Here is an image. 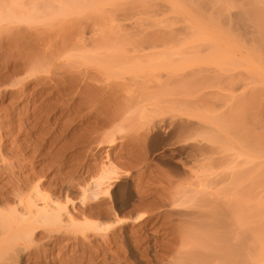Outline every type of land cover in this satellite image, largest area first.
Masks as SVG:
<instances>
[{
    "label": "rangeland",
    "instance_id": "rangeland-1",
    "mask_svg": "<svg viewBox=\"0 0 264 264\" xmlns=\"http://www.w3.org/2000/svg\"><path fill=\"white\" fill-rule=\"evenodd\" d=\"M39 1L41 2V1H45V0H39ZM39 1L33 2V4H32V2L30 0L31 6L35 5L34 3H38ZM50 1L46 0L45 2L50 3ZM65 1H67V0H65ZM104 1L107 3L109 0L108 1L104 0ZM131 1H134V0H131ZM171 1L170 0H166V1L165 0L164 1L163 0H154L151 2L156 4L155 8H153L155 13L156 14L158 13V15H161V14L163 15V12H165V14L167 13L168 7L170 6V3H168V2H171ZM236 1L237 2L239 1V2L238 3L236 2V4L233 3L234 6L235 5L236 6H240V5L242 6L241 2H243L244 0L243 1L242 0H236ZM245 1L249 2L250 8L253 7V9H254L253 10L254 15L252 14L253 15L252 21H254L255 24H253L254 25V27L252 26L253 28L251 27L252 28L251 29L252 34H248L249 36H246V35L243 36L242 33H240L242 36L241 37L240 36L235 37V38L234 37L233 38H231V37L230 38H221V37H215V36L213 37V36H208V35L201 36V33L198 34L200 36H197V35L193 36V34L191 35V33H193V27L190 24H189L190 26L188 24H180V25L178 24V25H175L176 27L175 26L172 27L173 29L169 28V29H172V32H171L172 38L170 36L169 37L165 36V38H164V36L162 37L161 35H160L161 37L157 36L158 38L157 37L143 38V37L134 36V34H137V32H141V31L146 34V33H150V32H152V33L157 32L159 30L160 31L166 30L169 32V30H168V28H157V27L152 26L151 24H150L151 25L150 26L147 23L140 25V24L136 23V21L134 20V17H129L131 15L127 12L123 13V15H125L127 17H125V18L123 17V18H121V20H119V18L114 19L112 16H109L108 13L106 15L105 11H108L110 9V7H109L110 5L108 6V3L105 4L103 1L100 2L101 6L97 7L96 6L97 4H95L93 6V8L96 7L95 10L93 8H91L89 10L87 9L88 11L87 10L85 11L86 13L82 16L83 17L82 18L77 14L74 16V11L72 9H71L72 11H70V6L67 5L66 2L64 3L62 0V3H64L63 7L66 6V8L62 7L63 10H65L62 13V15L64 17L59 15L58 17H60V18L57 17L58 18L57 19L55 17L57 21L56 20L54 21L53 20L54 17H53V19H50L52 16L51 17L49 16L43 20L44 22H39V20H37V22H39V25H38V23L32 21V24H30V25H32L34 30L37 29L35 31L37 33H41L42 29H43V32H45V33L49 32V31H50L49 33H52V32L54 33L56 29H59L62 33L65 32L66 29L71 30V31L74 30L73 32H76L73 34L71 32V34L69 36L72 38L75 36L74 41H73L74 38L72 39V38L67 37V35L70 33V31L69 32L66 31V32H68L67 35L63 33L68 38L67 39L68 43L70 41L69 39L72 40L69 43L72 46L69 44L67 45L66 37L63 34L60 35V38L58 37L61 40V43H63V41H64L63 44H65V45L62 44L63 49H62V52H60V54L57 56L58 62L55 66V68L57 69L56 72L59 74L58 77L62 78L61 82H62V80L64 81L63 78L66 77L65 75H69V74L78 75V76L81 74V76H79V79L82 77V75H86L87 77L90 76V77H88L90 79H92V77L94 79L98 78L97 79L98 81H100L102 79L105 82L106 86L109 83L113 84V85H111V88H112L111 91H113L112 92V95H113L112 101H114V102L116 101L119 103V104L116 103V105H119V107H120V103H122V104L124 103L125 105H123V107L121 105V108H123V109L126 108L125 112L128 109H130L132 104L134 106H133V108L131 107V110H129V112L125 113V115H127V113H128V116L125 117V120L126 121L128 120L127 122L124 121L123 123H121V120L118 121L119 123L117 122V124H119V125L126 126V127L123 126V128L120 127L123 129V131H122V129L118 130V131L116 130V128L114 127L117 125L116 123H113L116 125L110 124L107 127L103 126V125H99L96 127L95 126L96 124H91V123H93V121L96 122V120L93 119L94 118L93 116L95 115L96 110L90 109V111H89V110L85 109L88 106L87 107L85 106V108L83 107L84 111H83V109L81 110V112L78 111L79 112L78 115L72 114V113L68 114V113H70L68 111L69 110L68 105L71 104L70 103L71 101H73V100L69 101L68 97H65L66 99H64V94H68V91H65L63 93V95H61L62 93L60 94L63 97V99H60V98H62L60 95L53 97L52 92L54 91V89L51 88L54 85V83L52 81H53V78L55 77L54 76V70L51 71V69H53L52 68L53 65H51L52 67L51 66L48 67V69L46 67V69L48 70V74L46 72V69H44L45 71L43 70V72H46V73L41 72L42 74L39 73L40 74L39 75L37 72V74H35V76H31V74H29V73H31V67L27 66L28 67V69H26L27 72L22 67L24 70L22 68H19L20 70H22L20 72V70L17 69L19 71L16 70L15 73L13 74L14 76L11 74V77L7 78V80L3 77L6 81V84L4 85V83H3L2 84L3 88L1 86L2 89H0V93H1L0 94V115H1L0 116L1 117L0 118V123H1L0 124V145H1L0 146V152H2V153H0V199L11 198L9 200H12V198H15V197H12V194L14 195V193H11V192L14 191V189L17 186L16 180L14 179V178L17 179V176H19L17 181L21 180L20 179L21 176L23 177L22 179H26L29 176L32 177V178L30 177L31 180L29 179V182L27 181L28 183L25 181L27 183L26 185H29V186L23 185V182H19V184L23 186V187L21 186L22 189H24L25 188L24 186H26L27 189L25 188L23 191L27 194L33 188L32 184H34L35 182H38V180H41L40 184L42 185V189L45 190L46 192L47 191L53 192L54 188L56 189V187L58 189L60 188L61 191H62V189H64V191H67L69 186H74V185L76 186L78 183H82L85 181L89 182L91 180V178L94 177V175L95 176L98 175L99 170L103 165H105V164L109 165L111 162L115 166L117 165L123 173L129 174V175H127L128 178L126 177L127 180L125 179L126 181H123V182H125V183H123V185L127 186V188H128L130 200H129L128 204L124 207L125 210L123 208V213L120 215L124 221H127V223L124 225L116 226L115 228H112V229L110 228L109 231L106 232L107 235H105V234H104L105 236L103 235L104 237L107 236L106 239L102 238L101 235H100L101 237L97 236L96 233L93 231H85L86 235H88L91 240L96 242V243H93L92 245H88V246H87L88 243L86 241H85L86 243L84 242V244H83L82 241H84V238L82 237L83 236L82 233L80 234L79 231H78L79 233H77V234L74 232H68L67 235L63 234V232L60 233V234L65 235L64 237H66L67 239L62 237L61 241L56 244V243H53V241L58 237L59 233L58 234L57 233H48L46 230L40 229L39 233H37L36 236L34 237L35 242L33 243V245L29 244L30 246H24L26 244L22 245V244H19V243H21V242H19L15 245V247H7L4 245L5 242H8L6 240L2 244L5 247H0V264H2V261H4L2 259L4 257H5L4 259H6V260L3 262V264H5L6 262H7V264H47V263L48 264H58V262H60L62 260H63L62 264H64V263L69 264V262H68L69 259L72 260L71 256H75V254H76V256L73 258L74 263L85 262V264H88L86 262L87 261L86 259H89L87 257L91 254V251H93V249L89 248L91 246L92 247H98V248L102 247L103 249H105V254L108 253V254H106V255H108V257H110V256L115 257V255H117V256L121 257L120 258L121 261H122V259H124V261L126 260L125 262L127 264H175V263L182 264L183 262H184L183 264H190V263L192 264V262L188 260V258H190L189 257L190 255L192 257L193 254L196 255V252H198L199 254H201L202 252L208 253L207 249H206V251H203V250H205V248H202V251L200 250L201 247L198 249V247H199L198 243H196L197 247H193L195 245L194 243L198 242L195 239H194V241H195L194 243H193V241H191L192 242L191 243L189 240H188L189 243H186V242H188L187 241L188 237L187 238L185 237L184 239L186 241L183 243L182 242V241H184L183 238L180 236V239H179L178 234L183 232L182 229L186 228V231H187L190 228L189 231H191V229H193L194 227H196L194 229V232L197 233V229H199V228H197V226H195L194 224L195 223H196V225H200V224H198L199 219L196 218L197 214L195 212H202L203 211V213H202L203 215H207V214L209 215L210 213H207V212H211V210L213 209V206L218 207L217 206L218 202H219L220 206L218 207V209H215V211H217V210L218 211L217 212L212 211V213L214 214V217L213 216L211 217V215H209V216H207L208 219L204 220V219H202V217H200V214L198 213L200 219H202L201 221H205L206 223H211L212 219L210 222H208L210 217L214 219L215 217H217V214H215V213H219V212L222 213L221 215L223 216L224 212H221L223 210L225 212L227 211L225 213V214H227V216L229 215L230 212L228 211V209H229L230 205H227L228 204L227 201L230 203L232 201V199H231V201L229 200L231 198V193L229 194V192H228L229 189H226V188H228V187L232 188L231 187L232 185H230V184H233V181L232 182H230V181L233 178L232 176L235 174L234 172L237 171V167H235L233 164H235L237 166V163L239 161H243L246 159L245 158V159H241L238 161V159H240L239 155L240 154L243 155V153H242L243 151H244V153L246 151L248 152V150H249L248 148L251 145L250 141H252V140L249 141V139H248V136H250L249 133L250 132L251 133L256 132L257 134H259V133L264 132L263 131L264 130V128H263V126H264V47H263L264 45L263 44L264 43L262 44V42H264V39H263V37H264V22H263L264 21V19H263L264 18L263 17L264 16L263 15V13H264V6H263L264 0H245ZM98 5H100V4H98ZM256 5H258V7ZM67 7L69 8V11L71 13H73L72 17H71L70 12H69L70 15H68V16L66 15V10L68 12ZM254 7H257V8H254ZM126 8L127 7H125V9ZM262 8H263V11L262 10L260 11V9H262ZM239 9H235L232 11H233V13H235V12L239 13V11H241L242 8H239ZM245 9H246V6H245ZM104 12H105V14H104ZM93 15H94V17H95V15L96 16L99 15L103 20V21L101 20L102 24L106 25L108 23L106 26V29H108V30H106V32L108 31L107 33L110 34V35H108L109 38L106 39V38L100 36L101 35L100 34L101 32H99L100 30L98 28H96L95 26H93V23L90 20V18L93 17ZM78 18H79V20H78ZM105 19L108 21H106ZM113 19H114V21H112ZM242 20L243 19H241V21ZM261 20H262V22H261ZM75 21H77V24H75ZM104 21H106V22H104ZM78 23H80V25L84 24V27L83 26L78 27V29L81 28L83 30V33L81 30H79L80 32H78V34L79 35L81 34L80 36L77 35L78 29L76 28L77 29L76 30L74 28V25L78 26ZM239 23L240 22L238 21L237 24H239ZM71 24H74L73 27ZM148 26H150V28ZM38 27L41 28V31H38L39 30ZM63 27L64 28L66 27L65 30ZM238 27L240 28V29L238 28L240 30L239 32H243L244 27H240V26H238ZM144 28H146L145 31H144ZM200 29L197 28L198 31ZM203 29H205V30H203ZM206 29H207V31H206ZM241 29H242V31H241ZM94 30L95 31L98 30L100 35L98 33H96ZM113 30H114V32H113ZM179 30H180V32H179ZM197 30H195L194 32H197ZM186 31H188V32H186ZM203 31H206V33H208V28L202 27V30L200 32L205 33ZM130 32H133L132 36H130L131 35ZM260 32H262V33H260ZM117 33H119L120 38L122 37L121 39H119V36L116 37ZM186 33H189V34H186ZM42 34H44V33H42ZM82 34L84 35V37ZM125 34H127V35H125ZM133 36H134V38H133ZM97 37H101V38H97ZM129 38H132V39H129ZM73 42L77 43V44L75 45ZM261 47H263V48H261ZM72 51H74V52H72ZM97 51H99V52L97 53ZM103 53H105V54L107 53V55H110L109 57H115L116 58L114 61L115 63H113L114 65L112 63H111L112 65H110V63H109V66L107 68L108 71L106 72L107 74H103L102 71H99L100 69H99L98 64H96V63H90L89 64V62H91V60H89V58H91V56L92 57L93 56L100 57V54L102 55ZM68 54L69 55L71 54V55L69 56ZM118 57L122 61L126 60L125 62H127V61L128 62L126 64L123 63L124 65H121L117 61V60L120 61V59H117ZM135 57H136V59H135ZM137 57H141V58H137ZM72 58H75V59H72ZM127 58H129V59L127 60ZM13 59L15 60V58H13ZM79 59H81V60H79ZM131 59L132 60L134 59L133 60L134 62L133 61L131 62ZM110 60H111L110 62L113 61L112 58H110ZM150 60H152V61H150ZM162 60L163 61L165 60L164 61L165 63H163ZM179 61H182V62L179 63ZM116 62L120 65L116 66ZM167 64H168L169 68H168V66H166ZM170 64H172V65H170ZM27 67L25 66V68H27ZM162 68H164V69L162 70ZM180 68H181V70L184 69L182 71L183 73H184V71H187L185 73H186V75L189 76V77L187 76L188 77L187 78V81H188L187 85L188 86L186 85V87H185L188 89H186L185 91H183L185 88L183 90L181 89L182 91L180 90V87H183V86L177 85L179 83L178 82L179 76L181 74L177 76L178 80L176 78H175V80L172 78L174 82L170 78L171 85L168 82V84H169L168 86L170 88L167 86V81H168L167 79H169L167 77H170L169 74L171 72H173V69L176 72V70H180ZM168 71H170V73L165 74V72H168ZM77 72H79V73H77ZM16 73H18V74H16ZM185 73H184V75H185ZM166 75H169V76L166 77ZM51 76H53V77H51ZM36 77H40L43 79L47 78V79H49V81L47 79H44V81L46 80L45 82L47 83V84H45V82H44V85H46V86L43 87V84H39V85H42V87L41 86L37 87L36 86L37 83L35 84L36 80H34ZM25 78H26V80H24ZM4 79H2L3 82H5ZM8 79H9V81H8ZM81 79H83V77ZM160 79H161V81H160ZM50 80H52V81L50 82ZM80 80H79L78 86L84 87V84L80 83ZM102 80L100 82H102ZM83 81H86V80H83ZM146 81H148V82H146ZM175 81H177V82H175ZM15 82H16V84H15ZM104 82H102L103 83L102 87H104ZM90 83H92V82L90 81ZM94 83L97 84V82H94ZM102 83L98 82L97 87H99V85H101ZM139 83L142 84V86L144 84H145V86L146 85L147 86L148 85L149 86H157L159 84L160 85L163 84V86H165V88H163V92L165 93L167 90L168 91L166 92L167 94L166 93L163 94L165 96L161 95L163 97H161L159 95V101H160L159 104H161V105L163 104L166 107V106H168L167 103L168 104L172 103L174 105V107H176V109H178V110H175L176 112L178 111L177 114H176V112H174L172 107H171L172 111L168 110L169 108L164 109V112L166 114L163 113V115L166 116L168 114L169 116L167 115V118H169L170 115L173 116V114H169L168 111L173 112L174 116L177 117L175 119L173 118L174 119L173 122L176 120L174 123H176L177 125L179 123V125H178L179 127L182 125V122L185 125H188L190 121L193 123L199 124V118H200V119H202L201 125L202 126L204 125L202 132H198L194 129H190L191 131L188 130V134L182 135L183 133L181 134V131L178 130L179 129V127H178V129H177L178 132L173 134V132L171 133L172 126L169 127V125H168L165 127L160 126L161 128L159 127L158 131L154 130L155 132L153 131V133L149 131L150 132L149 133L148 129L150 130L152 128L151 126H154V125H152V123L156 119V118L153 119V122L149 121L151 124L150 123L148 124L147 120H149L150 117L153 118V116H154L152 114L153 111L151 113L152 116L150 115V112H149L148 115H146V117H145V112H143V114L141 113L142 112L141 111L142 105H140L141 106L140 107V106L136 105V103H135L136 102L135 100H139V99H137V98L135 100L131 99L133 102L130 100V97L132 95H135V96L137 95V93H136L137 90L139 92V89L141 86ZM80 84H83V86ZM86 85H88V84H85V86ZM93 86L94 87H92V89L95 88V85H93ZM23 87L24 88L26 87V88L23 89ZM100 87L98 89L102 93L103 91H101V90H103L104 88L100 89ZM114 87H116V89L118 87L119 90L116 91V89ZM4 89H7L6 92ZM17 89L19 91H17ZM41 89H43V90H41ZM46 89H47V91H45ZM96 89H95V91H98ZM173 89H174V92H173ZM20 90L24 91V95L20 94V93H23V91L20 92ZM79 90H80V88H79ZM83 90L85 91L86 89H83ZM104 90L107 91L106 88ZM8 91H9V93H8ZM106 91H104V92H106ZM15 92H16V95H14ZM17 92H20L19 93L20 96L17 94ZM104 92H103V94L107 95V93L109 91L107 93H104ZM117 92H118V94H117ZM80 93H82L81 90H80ZM160 93H162V92H160ZM77 94H79V92H77L74 96L75 97L79 96L78 98H80L81 94H79V95H77ZM9 95H11V96H9ZM117 95H120L121 97L119 98V96H117ZM65 96H67V95H65ZM82 96H84V95L82 94L81 97ZM178 97H179V99H178ZM120 99L123 101L121 102ZM127 99H128V101H127ZM170 99H173L175 101L172 100L170 102ZM177 99L178 100L181 99V100L178 102ZM58 100H59V102H61L60 104H58L59 103ZM124 100H126V101L124 102ZM55 101H56V103H55ZM112 101H111V103H113ZM161 101H162V103H161ZM65 102H66V104H65ZM138 102H137V104L140 103V102L139 103ZM151 102H148V103L146 102V103L148 105ZM200 102H201V104H200ZM53 103L55 105H53ZM152 103H154V102H152ZM48 104L51 105V107L50 106L47 107L46 105H48ZM61 104H63L62 105L63 107L65 105V107L63 108L61 106ZM129 104L131 106H129ZM154 105L155 104H153L152 108L154 107ZM53 106L58 111H56V109L54 110ZM110 106L112 107V109ZM110 106L109 107L111 110L109 112H112L114 110L113 108L115 107V104H114V107H113V104L112 105L110 104ZM143 106H145L144 103H143ZM169 106H172V105L170 104ZM179 106H181V108ZM58 107H60V108H58ZM138 107L140 108L139 110L141 112H139ZM161 107H158V110L160 112H163L160 109ZM165 107H163V108H165ZM52 108H53V111H52ZM143 108L146 111L148 110V108H145V107H143ZM187 108H189L190 110ZM66 109H68L67 112H66ZM155 109H153L154 112L157 110V109L156 110ZM181 109H184V111H182ZM196 109H197V112H195ZM198 109H200L201 112H199L200 110H198ZM6 110H7V112H6ZM158 110H157V112H155L156 114L154 113L156 115L155 117H157V114L159 113ZM202 110H204V111H202ZM93 111H95V112L93 113ZM130 111H133V113ZM86 112L92 113V116L89 114L87 116ZM183 112H186V113H183ZM203 112H204V114H202ZM80 113H82V114H80ZM130 113H132L133 115L135 114V115L133 116ZM184 115H185V117H184ZM86 116H87V118H89V116H90V118L92 119L91 120L89 118L91 120V123L88 122V121H90L89 119H87V118L85 119ZM148 116H149V118H148ZM160 116H161V114H160ZM127 117H129V118H127ZM142 117H143V120H142ZM136 118H137V120H136ZM160 118L162 119L163 117L161 116ZM160 118H159V121L161 120ZM188 120H189V122H188ZM156 122L157 121H155V123ZM87 123H89L90 125ZM157 123H159V122H157ZM236 123H240V124H236ZM176 124H174V127H177ZM257 124H259V125H257ZM119 125H117V126H119ZM133 126H134V129H133ZM238 126H240V127L238 128ZM258 126L260 127V129ZM261 126H262V128H261ZM245 127H246V129L244 132V130L242 131V129H244ZM113 128H115V131H117L116 133H113V131H114ZM167 128H168V130H167ZM208 128H210V129H208ZM110 131H112V132H110ZM91 132H93V133H91ZM247 132H248V135H246ZM155 133L158 136V140L156 142H152V143L149 142L151 140L150 137L152 138V134H155ZM199 133L201 135H199ZM106 134L108 136H106ZM257 134H254V135H257ZM186 135H188V136H186ZM104 136L107 139H105ZM147 136L149 138H145ZM182 136H184V137H182ZM203 136H204V138H203ZM205 137H206V139H205ZM210 139H211V142H209ZM252 139H253V136H252ZM243 141H245V143ZM246 141L247 142L249 141L250 144H247ZM146 142H147V144H146ZM211 143H213V144H211ZM246 145H248V146H246ZM243 146H245V147H243ZM246 147H247V150H246ZM1 156H2V158H1ZM211 158H213V159H211ZM1 160H3L4 163H2ZM204 160L207 162H205ZM202 161L207 163V164L209 163L211 166H209L207 164L205 165L204 163L202 164ZM52 162H54V163H52ZM21 163H22V165H21ZM51 165H53V166H51ZM56 165H58V166H56ZM202 166H204V167L202 168ZM246 166L247 165L245 164V168L247 170L248 166L247 167ZM175 167H177V169ZM206 167H207V169L209 168L210 170H212L214 173L215 172L217 173L215 175L213 174L215 177L212 176V174H211V173H213L212 171H211V173L208 172V171H210L209 169L207 171H205L204 168H206ZM210 167H215L216 169L215 168L211 169ZM21 168H22V170H20ZM202 169H204V171ZM227 169H228V171L229 170L230 171L228 172ZM249 169H250V167H249ZM59 171H60V173H59ZM248 171H246V172H248ZM199 172H200V174H199ZM34 174H36V175H34ZM203 174H208V176H209V174H211L210 176H212L213 178L212 179L208 178V176L205 177L206 175L203 176ZM247 174L248 173H245L246 176H247ZM32 175L34 176V179H33ZM201 176L205 177L204 179H206V178L208 180L211 179L212 180L211 183L213 182V179L216 178L215 180L217 181V183L215 180L213 182L216 185L209 183L210 181H208L206 179L207 182L206 181L204 182V188H203L202 187L203 186L202 185L203 184V182H202L203 177L201 179ZM10 177H12V178H10ZM199 178L201 180H199ZM11 180H13L14 182ZM198 182H199V184H198ZM207 183H209V185ZM206 184L208 185V187L207 186L205 187ZM12 185H14V186H12ZM224 185H226V187ZM227 185H229V186H227ZM216 186H217L216 190H218V189H220V191L223 190L222 193L219 191L221 194L215 190ZM70 188H72V187H70ZM202 188H203V190H201ZM75 189L76 188H72V190L70 191V198L73 199L76 204H78V198L79 197L77 195L78 194L77 189L76 190ZM177 189H178V191L181 192V193L180 192L177 193V194L180 193L179 197H180V195H182L183 191L187 192V189L188 190L191 189L193 191V193L195 191L197 193V195H199L200 194L199 192L202 191L204 194H201L199 196L201 197L203 195L202 198L205 199L204 201H207V204L209 203L208 206L210 205V207H212V209L210 207L207 208L208 206L207 207L205 206L206 205V204H204L205 202H203V204L199 203L200 200L199 201L197 200V198H199V197L196 198V196H197L196 193H195L196 196L194 194H192L195 196V198L191 200L190 199L191 196L189 194H191L192 191L190 192V190H189L190 193L187 192V194H188L187 196H186V193H183V195L185 194V196H186V198L184 196V199L188 203H189V200L192 201V203L197 200L198 202L197 201L196 202H197V204H199L198 208L199 209L201 208L200 211L198 210V208L196 206L197 205L196 202L194 203V205L190 202V204H191L190 205L188 203L186 204L184 199L182 200V202L184 201L186 205L180 206L179 204H181V201H179L180 202L179 204L178 203L175 204L176 206L172 205V204L178 202L176 200L177 198L175 200L173 199L175 197H178V195L175 193L177 191ZM224 189H226V190H224ZM234 189L235 188H232V190L230 189L231 192ZM215 192H216L217 196H215ZM234 192L232 194V197L234 195ZM218 194H219V197H218ZM222 194H223V196H222ZM181 197H183V196H181ZM222 197H223V201H222ZM187 198H189V200ZM192 198H193V196H192ZM202 198H199V199H202ZM62 200L63 199H61V201ZM173 200H174V202L172 203ZM184 202L182 204H184ZM223 202H225V203H223ZM200 204L204 205L206 208L202 207ZM225 204H226V206H225ZM230 204H232V203H230ZM77 206H79V205H77ZM193 206L196 208H194ZM227 206H229V207L227 208ZM225 207H226V210H225ZM6 208H8V207H6ZM179 208H181V209H179ZM186 208H189V209H186ZM203 208H204V210H202ZM219 208L220 209L222 208V209L220 210ZM195 209H197L198 211ZM208 209L209 210L211 209V210L208 211ZM189 212H191V213L194 212L196 215L193 214L194 217L191 215L193 218L189 217L188 214H191ZM184 213H186V214H184ZM106 216H110V218H111L110 221L113 223V221H112L114 219V218H112L113 215H110L108 213V215H106ZM137 216L141 217L142 221H140L137 224H135L134 222L132 223L131 221L134 219V217H137ZM224 216L227 219L226 215H224ZM230 216L231 215H229L228 217L230 218ZM186 217L190 218L191 221L192 220L193 221L190 222L189 221L190 219H187ZM229 218H228V220H229ZM183 219H185V220H183ZM226 219H223V220H226ZM215 220H216V218L213 221H215ZM104 221L108 222V220H104ZM225 222L227 225H229L228 223H231V221L230 222L224 221L223 223H225ZM112 223H110V224H112ZM191 223H193L194 227H191V226H193V225H191ZM201 223H202V225L205 224L203 222H201ZM189 224H190V227L187 229V226ZM213 225H214V223H213ZM227 225H225V228L227 227ZM226 229H228V227ZM176 231H177V234L175 233ZM91 232H93V233H91ZM74 237H78L79 240L74 238ZM82 238H83V240H82ZM190 238H192V237L190 236L188 239H190ZM194 238H196V237H194ZM181 239H182V241L179 242V240H181ZM190 240H192V239H190ZM77 241L79 242L80 245L76 244V243H78ZM9 243H11V242H8L7 245ZM182 243H183V245H181ZM185 243L187 244V247H186ZM94 244L96 246H93ZM191 244H192V246H191ZM20 245H22V246H20ZM180 245H181V247H180ZM188 245H190V247H192V248H190ZM183 246H185V247H183ZM102 248H100V249H102ZM107 248L109 251L107 250ZM136 248L140 249V250L137 251ZM184 248L185 249H192V250H190V252L192 254L189 253V256H185L186 254L188 255L189 250L186 251ZM209 248H208V251H210ZM194 249H196L197 251L195 250V252H192V251H194ZM43 250H45L46 252ZM198 250L201 251V253ZM106 251H108V252H106ZM140 251H141V253L142 252L143 253L139 254ZM181 251H183V252L181 253ZM6 252H7V254H6ZM37 252L39 255L37 254ZM184 252H186L185 255H184ZM101 253H99L101 255V257L99 255L100 259L102 257H104L103 256L104 254L102 253L103 254L102 255ZM80 254L81 255L84 254V256H81ZM141 255H143V257ZM60 257H62V258H60ZM76 258H78V259L75 261ZM79 258H81L80 260L82 262L79 260ZM82 258L83 259L86 258V259H84L85 261L82 260ZM175 260L177 262L174 263ZM179 260L181 262L183 260V262L181 263ZM124 261H122V262H124ZM178 262H180V263H178ZM74 263H72V264H74ZM59 264H61V263H59ZM193 264H194V262H193ZM212 264H214V263H212Z\"/></svg>",
    "mask_w": 264,
    "mask_h": 264
},
{
    "label": "bare ground",
    "instance_id": "bare-ground-1",
    "mask_svg": "<svg viewBox=\"0 0 264 264\" xmlns=\"http://www.w3.org/2000/svg\"><path fill=\"white\" fill-rule=\"evenodd\" d=\"M39 1V0H37ZM36 0H31L32 4L33 2H37ZM46 1V0H45ZM45 1H39L38 3H34L35 5H32L31 6V2L30 0H0V89L3 88L2 84L4 83V85L6 84V81L5 79L7 80V78L11 77V74L13 75L15 73V71L19 68H24L25 70L28 69V67H31V76H35V74H38L43 72L44 69H48V67H50L51 65H53V69H51V71L54 70V78H53V81L50 80V82L52 81L54 83V85L51 87L54 89V91L52 92L53 93V97L55 96H59L61 93V95H63V93L65 91H68V94H64V99H66L65 97H68L69 98V101H71L68 105V109H66V112L67 110L70 112L68 114H77L78 115V111L81 112V110L83 109V107L85 108V106L87 108V110L90 111V109H93V110H96V113L95 115L93 116L96 120L93 121V123H91V118L89 116V118H87L88 114L92 116V113L90 112H86L87 113V116L85 117V119H89L91 124H96L95 126H99V125H103V126H109L110 124L112 125H116L117 122L119 120H121V123H123L124 121L127 122L125 120V117L128 116V113L127 115H125L126 112H129V110H131V107L133 108V104L132 106L129 104L130 109H128L126 112V108L123 109L121 108V105L123 107V105H125L124 103H120V107L119 105H116V103L118 102H114L112 101L113 100V95H112V88H111V85L113 84H107V86L105 85V82L102 80V82H104V87H102L103 83L98 81L96 79H94L92 77V79L88 78L90 76H86V75H82L83 79H81L82 81L83 80H86V81H81L79 79V76H81V74L78 76V75H73V74H69V75H65L66 77H64V81L62 80L61 82V79L62 78H59V74L56 72L57 69L55 68L57 62H58V58L57 56L60 54V52H62V49H63V43H61V40L59 39L60 38V35L61 34H66L70 31V33L67 35L68 38H72V37H69L71 32L72 34L73 33H76V32H73L74 30H68L66 29V31L68 32H61L59 29H56L55 32L53 33H45L43 32V29L41 31V28H39L38 31H41V33H37L35 32L36 30H34V28L32 27V21L38 23L39 25V22H44L43 20L47 17H51L50 19H53L54 17V21L56 20V18L60 15L62 17H64L62 15L63 11V8L66 6L63 7L64 3L66 2L67 5L70 6V11H74V16L77 14L79 15L80 17H82L86 12V10L88 9H91L93 8V6L95 4H97L96 6L99 7L101 6V1H103L105 4L108 3V6L110 7V9L108 11H105L106 12V15L108 13L109 16H112L114 19L115 18H119V20H121V18H125L127 16L123 15L124 12H127L129 13L131 16L129 17H134V20L136 21V23L140 24V25H143L144 23L146 24H151L152 26L154 27H157V28H168L169 32L168 31H157V32H150V33H144V32H137V34H134V36H138V37H143V38H153V37H163L165 38L166 37H171L172 38V27H174L175 25H180V24H190L192 27H193V33H191V35L193 34V36L197 35V36H200L198 34L201 33V36H204V35H208V36H215V37H221V38H235V37H241L242 35L243 36H249L248 34H252V31L251 29L254 27L253 24L254 21L252 16L254 15L253 14V7L250 8V4L249 2L247 1H243L241 2L242 6H234L233 3L236 4V0H170L171 2H168L170 3V6L168 7V11L167 13L165 14V12H163V15H158V13L156 14L154 9L155 8V5L153 2L151 1H154V0H134V1H131V0H107L108 2L106 3L104 0H63L64 3H62V0H49L50 3H47ZM164 1V0H163ZM166 1V0H165ZM102 2V3H103ZM239 2V1H238ZM237 2V3H238ZM103 3V4H104ZM110 3V4H109ZM159 3V2H158ZM165 3V2H164ZM100 4V5H98ZM104 4V5H105ZM66 5V4H65ZM166 5V4H165ZM233 8H232V7ZM245 6H246V9H245ZM248 6V7H247ZM258 7V5H256ZM264 6V5H263ZM63 7V8H62ZM125 7H127L125 9ZM162 7V6H161ZM231 9H230V8ZM257 7H254V8H257ZM68 8V7H67ZM96 8V7H95ZM95 8H93L95 10ZM159 8V7H158ZM239 8H242L241 11H239V13H233L232 10H235V9H239ZM72 9V10H71ZM99 9V8H98ZM97 9V10H98ZM87 10V11H88ZM163 10V9H162ZM167 10V9H166ZM240 10V9H239ZM256 10V9H255ZM263 11V8L260 9V11ZM69 11V8H68V12L66 10V15H70V12ZM70 12V13H69ZM104 12V14H105ZM161 12V11H160ZM257 12V11H256ZM65 13V12H64ZM69 13V14H68ZM103 14V13H102ZM253 14V15H252ZM65 15V14H64ZM73 13H71V17H72ZM264 15V13H263ZM262 15V16H263ZM90 16V15H89ZM92 16V15H91ZM56 17V18H55ZM77 17V16H76ZM159 17V18H158ZM257 17V16H256ZM255 17V18H256ZM264 17V16H263ZM60 18V17H58ZM57 18V19H58ZM83 18V17H82ZM81 19V18H80ZM108 19V18H107ZM112 19V18H111ZM114 19L112 21H114ZM133 19V18H132ZM241 19H243L241 21ZM264 19V18H263ZM36 20V21H35ZM37 20H39V22H37ZM79 20V18H78ZM77 20V21H78ZM90 20L92 21L93 23V26H95L96 28H98L101 32L99 34L98 30H94L96 33H98L100 36L104 37V38H109L106 30V26L107 24H102L101 23V20L102 18L98 15L94 17H91ZM106 20V19H105ZM118 20V19H117ZM260 20V19H259ZM57 21V20H56ZM74 21V20H73ZM77 21H75V24H77ZM89 21V20H88ZM103 21V20H102ZM108 21V20H106ZM104 21V22H106ZM134 21V22H135ZM240 22L239 24H237V22ZM33 22V23H34ZM83 22V21H82ZM86 22V21H85ZM262 22V20H261ZM260 22V23H261ZM264 22V21H263ZM55 23V22H54ZM72 23V22H71ZM81 23V22H80ZM78 23V26L77 25H74V24H71L72 27L74 25V28L78 29V27L80 26H83L84 27V24H81ZM87 23V22H86ZM90 23V22H89ZM110 23V22H109ZM112 23V22H111ZM42 25V24H41ZM48 25V24H47ZM51 25V24H50ZM70 25V26H71ZM90 25V24H89ZM150 25V26H151ZM187 25V26H188ZM189 25V26H190ZM237 25V26H236ZM242 25V26H241ZM31 26V27H30ZM66 26V25H65ZM77 26V27H76ZM105 26V27H104ZM147 26V25H146ZM150 26H148L150 28ZM244 27L243 29V32H239L240 28L238 27ZM253 26V27H252ZM44 27V26H43ZM58 27V26H57ZM67 27V26H66ZM65 27V28H66ZM82 27V28H83ZM86 27V26H85ZM92 27V26H91ZM94 27V28H95ZM143 27V26H142ZM176 27V26H175ZM201 29H200V28ZM202 27L204 28H208V33H206V31H203L205 33H202L200 32L202 30ZM252 27V28H251ZM33 28V29H32ZM36 28V27H35ZM47 28V27H46ZM64 28V27H63ZM64 28V30H65ZM68 28V27H67ZM117 28V27H116ZM147 28V27H146ZM144 28V31L145 29ZM169 28H172V29H169ZM200 29L199 31L197 30ZM239 28V29H238ZM70 29V28H69ZM76 29V30H77ZM92 29V28H91ZM140 29V28H139ZM241 29V31H242ZM258 29V28H257ZM62 30V29H61ZM79 30L82 31L83 33V30L81 28L78 29L77 31V35L80 36L78 34V32H80ZM112 30V29H111ZM155 30V29H154ZM175 30V29H174ZM183 30V29H182ZM195 30H197V32H194ZM205 30V29H203ZM52 31V30H51ZM63 31V30H62ZM184 31V30H183ZM261 31V30H260ZM85 32V31H84ZM114 32V30H113ZM116 32V31H115ZM180 32V30H179ZM188 32V31H186ZM191 32V31H190ZM199 32V33H198ZM256 32V31H255ZM44 33V34H42ZM185 33V32H184ZM242 33V35L240 34ZM254 33V32H253ZM262 33V32H260ZM63 34V35H64ZM86 34V33H85ZM114 34V33H113ZM130 36H132L133 32H130ZM180 34V33H179ZM186 34H189V33H186ZM185 34V35H186ZM76 35V34H75ZM83 35V34H82ZM95 35V34H94ZM112 35V34H111ZM123 35V34H122ZM127 35V34H125ZM124 35V36H125ZM129 35V34H128ZM161 35V36H160ZM184 35V34H183ZM254 35V34H253ZM65 36V35H64ZM73 36V35H72ZM113 36V35H112ZM119 36V39L120 38V35L119 33L116 34V37ZM123 36V37H124ZM133 36V38H134ZM59 37V38H58ZM66 37V36H65ZM66 37V41H67V38ZM75 37V36H74ZM73 37V38H74ZM84 37V35H83ZM187 37V36H186ZM207 37V36H206ZM72 38V39H73ZM77 38V37H76ZM97 38H101V37H97ZM126 38V37H125ZM158 38V37H157ZM128 39V38H127ZM129 39H132V38H129ZM167 39V38H166ZM178 39V38H177ZM189 39V38H188ZM264 39V37H263ZM69 43L72 41L71 39H69ZM75 40V38L73 39V41ZM77 40V39H76ZM136 40V39H135ZM142 40V39H141ZM152 40V39H151ZM165 40V39H164ZM174 40V39H173ZM187 40V39H186ZM80 41V40H79ZM221 42V41H220ZM68 41H67V45L69 44ZM74 43V42H73ZM264 42H262L263 44ZM63 44V45H62ZM75 45L77 43H74ZM261 44V43H260ZM71 45V44H69ZM264 45V44H263ZM72 46V45H71ZM82 47V46H81ZM264 47V46H263ZM261 47V48H263ZM69 48V47H68ZM85 48V47H84ZM83 48V49H84ZM67 49V48H66ZM65 49V50H66ZM72 49V48H71ZM70 49V50H71ZM103 49V48H102ZM263 50V49H262ZM74 52V51H72ZM99 51H97L98 53ZM71 53V52H70ZM93 54V53H92ZM105 53H103L102 55L100 54V57H97V56H91V58H89V60H91L90 63H96L99 65V71H102L103 74H107L106 72L108 71V66H109V63L110 65H112L113 63H115V57H109L110 55H107V53L104 55ZM69 55V54H68ZM71 55V54H70ZM69 55V56H70ZM73 55V54H72ZM97 55V54H96ZM99 56V55H98ZM72 57V56H71ZM79 57V56H78ZM15 58V60L13 59ZM110 58L113 59L112 62H110ZM126 58V57H125ZM137 58H141V57H137ZM72 59H75V58H72ZM77 59V58H76ZM117 59H120L119 57ZM129 58H127L128 60ZM136 59V57H135ZM172 59V58H171ZM81 60V59H79ZM134 60V59H133ZM131 59V62L133 61ZM167 60V59H166ZM118 63H120L121 65H124L126 64L127 62H125L126 60H117ZM152 61V60H150ZM163 61V60H162ZM165 61V60H164ZM163 61V63H165ZM80 62V61H79ZM134 62V61H133ZM182 62V61H179V63ZM112 63V64H111ZM116 62V66L117 65H120ZM124 63V64H123ZM173 63V62H172ZM84 64V63H83ZM129 64V63H128ZM169 64V63H168ZM168 64L166 66H168ZM114 65V64H113ZM172 65V64H170ZM25 66L27 68H25ZM184 66V65H183ZM171 67V66H170ZM22 68V69H23ZM129 68V67H128ZM169 68V66H168ZM177 68V67H176ZM175 68V69H176ZM23 69V70H24ZM46 69V72L48 74V70ZM130 69V68H129ZM164 68H162L163 70ZM179 69V68H178ZM20 70V69H19ZM17 70V71H19ZM131 70V69H130ZM167 70V69H166ZM171 70V69H170ZM184 70V69H183ZM183 70H175L173 69V72L170 73V71L168 72H165V74H169L170 77H167L169 75H166V79L168 80L167 81V86L170 84L171 85V80L173 81V79L175 80V78L177 79V76H179V83L177 84L178 86H183V87H180V90L184 89L187 85V78L189 77L188 75H186L185 72L187 71H184V73L182 72ZM22 70H20L21 72ZM45 71V70H44ZM50 71V72H51ZM158 71V70H157ZM172 71V70H171ZM179 71V72H178ZM27 72V70H26ZM30 72V71H29ZM46 72H43V73H46ZM182 72V73H181ZM19 73V72H18ZM16 73V74H18ZM79 73V72H77ZM15 74V75H16ZM28 74V73H27ZM42 74V73H41ZM53 74V73H52ZM84 74V73H83ZM86 74V73H85ZM151 74V73H150ZM40 75V74H39ZM38 75V76H39ZM89 75V74H88ZM173 77H172V76ZM14 76V75H13ZM29 76V75H28ZM152 76V75H151ZM188 76V77H187ZM5 79H4V78ZM53 77V76H51ZM63 77V76H62ZM4 79L5 82L2 81V79ZM171 78V80H170ZM173 78V79H172ZM44 79H47V78H44ZM43 78H40V77H36L34 80L35 81V84L37 83V87L38 86H41L42 85H39V84H43V87L46 86L44 85V81ZM52 79V78H51ZM108 79V78H107ZM26 80V78L24 79ZM49 81V79H47ZM79 80H80V83H83L84 84V87H80L78 86L79 85ZM150 80V79H149ZM156 80V79H155ZM154 80V81H155ZM178 80V79H177ZM2 81V82H1ZM9 81V79H8ZM7 81V82H8ZM19 81V80H18ZM47 81V82H48ZM90 81L92 83H90ZM158 81V80H157ZM161 81V79H160ZM17 82V81H16ZM15 82V84H16ZM94 82H98L99 83H102L101 85H99L100 89H107L106 90H101V91H106L104 93H107V95L103 94V92L101 93L100 90L98 89L99 87H97L98 85L95 84ZM148 82V81H146ZM169 82V84H168ZM174 82V81H173ZM177 82V81H175ZM144 83V82H143ZM155 83V82H154ZM45 84H47L45 82ZM83 84H80L83 86ZM85 84H88L85 86ZM131 84V83H130ZM140 84V83H139ZM158 84V83H157ZM33 85V84H32ZM64 85V86H63ZM93 85H95V88L92 89V87H94ZM115 85V84H114ZM125 85V84H124ZM134 85V84H133ZM142 86V84H140ZM175 85V84H174ZM2 86V88H1ZM63 86V87H62ZM121 86V85H120ZM140 86V89H139V92L137 90V97L135 95H132L130 97V100H135L136 98L139 99V100H135L136 102V105L140 106L142 105V109L141 111L139 110L140 108L138 107V110L139 112H141L143 114V112H145V117L146 115H148V113L150 112V115L153 111V118H149L148 121V124L150 123L149 121L153 122V119L154 122L152 123V125L154 126H151L152 128L149 130L148 129V132H152L154 130H157L158 131V128L161 126H168L171 127L172 126V131L171 133L173 132L174 133H177L178 130L181 131V134L182 135H185V134H188V130L190 129H194L198 132H202V129H203V126L201 125L202 124V119L199 118V124H196V123H193V122H189L188 125H185L183 124L182 122V125L179 127V123L178 125L176 123L173 122V120L175 118H177L176 116H174V113L173 112H170L172 111L171 107L173 108L174 112H176L175 110H178L176 109V107H174V105L172 103H170L173 99H170V104L172 106H169L170 104L167 103L168 106H164L163 104H159L160 101H159V95H163L165 94L163 92V88H165V86L162 85H157V86H145V84L141 87ZM145 86V87H144ZM188 86V85H187ZM40 87V88H41ZM49 87V88H50ZM91 87V88H90ZM122 87V86H121ZM132 87V86H131ZM169 87V86H168ZM173 87V86H172ZM176 87V86H175ZM26 88V87H25ZM23 87V89H25ZM82 91V93H80V90ZM97 88V89H96ZM116 89V87H114ZM170 88V87H169ZM179 88V87H178ZM19 89V88H18ZM17 89V91H19ZM21 89V88H20ZM83 89H86L85 91ZM98 90V91H95ZM109 89V90H108ZM126 89V88H125ZM124 89V90H125ZM175 89V88H174ZM174 89H173V92H174ZM186 89L188 88H185L183 91H185ZM5 92L7 89H4ZM16 90V89H15ZM14 90V91H15ZM43 90V89H41ZM79 90V91H78ZM119 90V88L117 87L116 91ZM128 90V89H127ZM165 90V89H164ZM181 90V91H182ZM23 91V90H20V92ZM26 91V90H25ZM38 91V90H37ZM47 91V89L45 90ZM44 91V92H45ZM134 91V90H133ZM2 92V91H1ZM20 92H17V94L20 96V94H23L24 95V91L23 93H20ZM43 92V91H42ZM79 92V94H83L84 96L81 97L80 95V98L78 97H75L74 95ZM132 92V91H131ZM162 92V93H160ZM172 92V91H171ZM4 93V92H3ZM2 93V94H3ZM9 93V91H8ZM14 93V92H13ZM20 93V94H19ZM40 93V92H39ZM135 93V92H134ZM133 93V94H134ZM169 93V92H168ZM179 93V92H178ZM185 93V92H184ZM199 93V92H198ZM1 94V93H0ZM6 94V93H5ZM77 94V95H79ZM116 94V93H115ZM114 94V95H115ZM118 94V92H117ZM121 94V93H120ZM167 94V93H166ZM16 95V92L15 94ZM22 95V96H23ZM49 95V94H48ZM60 95V96H61ZM67 95V96H65ZM173 95V94H172ZM175 95V94H174ZM11 96V95H9ZM13 96V95H12ZM50 96V95H49ZM119 96V98L121 97L120 95H117ZM116 96V97H117ZM165 96V95H163ZM161 96V97H163ZM169 96V95H168ZM3 97V96H2ZM8 97V96H7ZM24 97V96H23ZM38 97V96H37ZM62 97V96H61ZM115 97V98H116ZM33 98V97H32ZM35 98V97H34ZM75 98V99H74ZM172 98V97H171ZM60 99H63L60 98ZM126 99V98H125ZM179 99V97H178ZM177 99V100H178ZM119 100V99H118ZM117 100V101H118ZM121 100V99H120ZM131 100V101H132ZM148 100V101H147ZM165 100V99H164ZM181 100V99H180ZM178 100V102L180 101ZM183 100V99H182ZM111 101L113 103H111ZM123 100H121L122 102ZM126 100H124L125 102ZM128 101V99H127ZM141 103H139V102ZM154 103H152V102ZM169 101V100H168ZM175 101V100H173ZM187 101V100H186ZM59 102V100H58ZM57 102V103H58ZM68 102V101H67ZM133 102V101H132ZM137 102L139 104H137ZM148 102H151L150 104L147 105ZM183 102V101H182ZM185 102V101H184ZM13 103V102H12ZM56 103V101H55ZM61 102H59L58 104H60ZM127 103V102H126ZM134 103V104H135ZM143 103L145 106H143ZM146 103V104H145ZM162 103V101H161ZM174 103V102H173ZM189 103V102H188ZM14 104V103H13ZM16 104V103H15ZM66 104V102H65ZM110 104L112 105L113 104V107H114V104H115V107L113 108L114 110L112 112H109L112 107L110 106ZM119 104V103H118ZM154 105V107L152 108V106ZM175 104V103H174ZM178 104V103H177ZM180 104V103H179ZM184 104V103H183ZM201 104V102H200ZM53 105H55L53 103ZM63 104H61L62 106ZM128 105V104H127ZM45 106V105H44ZM47 107L51 105H46ZM57 106V105H56ZM60 106V105H59ZM60 106V107H61ZM111 109H110V107ZM128 106V107H129ZM151 106V107H150ZM162 106V107H161ZM177 106V105H176ZM188 106V105H187ZM199 106V105H198ZM58 107V108H60ZM63 107V106H62ZM65 107V105H64ZM63 107V108H64ZM125 107V106H124ZM137 107V106H136ZM148 108V112L143 108ZM158 107H161V111L163 112H160L158 110ZM165 107V108H163ZM181 108V106H179ZM184 107V106H183ZM54 110L56 109L54 106H53ZM53 108H52V111H53ZM150 108V109H149ZM158 112L161 114V116L163 117L162 119L160 118V114L158 113L157 114V117H155L157 110ZM169 108V109H168ZM179 108V109H180ZM199 108V107H198ZM203 108V107H202ZM136 109V108H135ZM152 109V110H151ZM155 109L156 111L154 112ZM164 109H168L170 111H168L169 114H173L170 115L169 118H167V115H163L164 112ZM189 109V108H187ZM186 109V110H187ZM49 110V109H48ZM62 110V109H61ZM150 110V111H149ZM182 111H184V109H181ZM190 110V109H189ZM192 110V109H191ZM200 110V109H198ZM51 111V110H50ZM56 111H58L56 109ZM84 111V109H83ZM86 111V110H85ZM92 111V110H91ZM136 111V110H135ZM134 111V112H135ZM204 111V110H202ZM7 112V110H6ZM64 112V111H63ZM95 111H93L94 113ZM133 113V111H130ZM178 112V111H177ZM176 112V114H177ZM181 112V111H180ZM188 112V111H187ZM197 112V109L196 111ZM201 112V110L199 111ZM198 112V113H199ZM112 113V114H111ZM132 113H130L131 115H133ZM138 113V112H137ZM140 113V114H141ZM147 113V114H146ZM155 113V114H154ZM183 113H186V112H183ZM182 113V114H183ZM64 114V113H63ZM67 114V115H68ZM82 114V113H80ZM166 114V113H165ZM189 114V113H188ZM204 114V112L202 113ZM66 115V114H65ZM135 115V114H134ZM133 115V116H134ZM138 115V114H137ZM195 115V114H194ZM1 116V115H0ZM8 116V115H7ZM84 116V115H83ZM144 116V115H143ZM152 116V115H151ZM159 116V117H158ZM165 116V117H164ZM169 116V115H168ZM188 116V115H187ZM78 117V116H77ZM180 117V116H179ZM185 117V115H184ZM202 117V116H201ZM239 117V116H238ZM1 118V117H0ZM129 118V117H127ZM131 118V117H130ZM159 118L161 119L159 121ZM174 118V119H173ZM72 119V118H71ZM137 120V118H136ZM142 120H143V117H142ZM2 121V120H1ZM71 121V120H70ZM134 121V120H133ZM146 121V122H147ZM155 121L159 122V123H155ZM234 121V120H233ZM85 122V121H84ZM132 122V121H131ZM142 122V121H141ZM145 122V123H146ZM3 123V122H2ZM113 123H116V124H113ZM119 123V122H118ZM133 123V122H132ZM144 123V124H145ZM162 125H161V124ZM181 123V122H180ZM185 123V122H184ZM1 124V123H0ZM89 124V123H87ZM151 124V123H150ZM174 124L177 125V127H174ZM236 124H240V123H236ZM90 125V124H89ZM119 125V124H117ZM116 125V126H117ZM128 125V124H127ZM135 125V124H134ZM259 125V124H257ZM68 126V125H67ZM114 126L116 128V130H121L123 128L122 125H119V126ZM131 126V125H130ZM129 126V127H130ZM146 126V125H145ZM149 126V125H148ZM147 126V127H148ZM122 127V128H120ZM126 127V126H124ZM143 127V126H142ZM160 127V128H161ZM179 127V129H178ZM240 126H238L239 128ZM244 127V126H243ZM259 127V126H258ZM115 128L114 131H115ZM128 128V127H127ZM132 128V127H131ZM211 128V127H210ZM208 128V129H210ZM257 128V127H256ZM262 128V126H261ZM264 128V126H263ZM2 129V128H1ZM133 129H134V126H133ZM171 129V128H170ZM178 129V130H177ZM245 129H242V131L244 130L245 132ZM260 129V127H259ZM168 130V128H167ZM263 130V129H262ZM113 133H116L117 131H115ZM123 131V129H122ZM191 131V130H190ZM264 131V130H263ZM112 132V131H110ZM120 132V131H119ZM149 132V133H150ZM155 132V131H154ZM243 132V133H244ZM249 132V131H248ZM248 132L246 133V135H248ZM90 133V132H89ZM93 133V132H91ZM121 133V132H120ZM147 133V132H146ZM197 133V132H196ZM242 133V134H243ZM254 132H250L248 136V139L249 141L251 142V145L249 146V150L248 152L244 153V151L242 152V154L239 155L240 159H245L243 161H237V166L235 164H233L235 167H237V171L234 172L235 174L231 177V181H233V184H230L232 185L231 187L232 188H235L232 192V188L228 187L226 189H229V194L231 193V198L229 199L231 201L230 204L228 201H227V205H230L227 206V208L229 207L228 212L230 216V218L227 216V214H225L226 212L223 210L221 212H224L223 213V216L221 215L222 213H215L217 211H215V209H218V207L220 206L219 205V202L217 203V206L218 207H215L213 206V209L212 207H210V205L208 206L207 204V201H204L205 199L202 198V196L200 197L199 195L201 194H204L202 191L199 192L197 195V193L194 191L189 189L190 192L192 191L191 194H189L191 196V200L197 197L199 198H202V199H199L197 198V200L199 201V203H202L205 202L204 204H206L205 206L207 208H211V212H207V213H210L209 215H211V217L213 216L214 217V214L212 213V211H215L214 213L217 214V217L215 221H213L214 219L210 217L209 221H211L212 219V222L211 223H206L205 221H201L202 219L206 220L208 219L207 216H209L208 214L207 215H203V211L202 212H195L197 214V219H199V223L200 225H196V223L194 224L195 226H197V233L194 232V229L196 227H194L193 223H191V227H194L193 229H191V231H189V227H190V224L187 226V231H186V228L185 229H182L183 232L178 234L179 235V239H180V236L183 238L184 241H182L183 243L186 241L184 238L186 237H192L190 239L187 238V241L189 240L190 242L193 241V243L195 242L194 239L198 242H195L193 247H197V244L199 245L198 249L201 247V251H202V248H205V250L203 251H206L207 249V252L208 253H201V251H199L201 254H199L198 252H196V255H191L189 256V253L190 250L192 249H185L186 251L189 250L188 252V255L184 252V255L185 256H189L190 258H188L189 261L194 262V264H264V132L262 133H259L257 134L256 132L254 134H257V135H254L253 134ZM110 134V133H109ZM172 134V135H173ZM253 134V135H252ZM105 135V134H104ZM116 135V134H115ZM147 135V134H146ZM150 135V134H149ZM154 135V136H153ZM199 135H201L199 133ZM253 136V139H252V136ZM106 136H108L106 134ZM188 136V135H186ZM215 136V135H214ZM110 137V136H109ZM143 137V136H142ZM176 137V136H175ZM180 137V136H179ZM184 137V136H182ZM251 137V138H250ZM91 138V137H90ZM105 138V136H104ZM112 138V137H111ZM145 138H149L148 136L145 137ZM201 138V137H200ZM204 138V136H203ZM217 138V137H216ZM51 139V138H50ZM107 139V138H105ZM104 139V140H105ZM151 139V140H150ZM150 141L149 142H156L158 140V136L157 134H152V138L150 137ZM178 139V138H177ZM202 139V138H201ZM206 139V137H205ZM218 139V138H217ZM147 140V139H146ZM140 141V140H139ZM181 141V140H180ZM184 141V140H183ZM247 142V144H250V142ZM105 142V141H104ZM109 142V141H108ZM116 142V141H115ZM209 142H211V139L209 140ZM220 142V141H219ZM245 143V141H243ZM243 143V144H244ZM3 144V143H2ZM15 144V143H14ZM147 144V142H146ZM213 144V143H211ZM16 145V144H15ZM102 145V144H101ZM100 145V146H101ZM239 145V144H238ZM1 146V145H0ZM199 146V145H198ZM248 146V145H246ZM242 147V146H241ZM245 147V146H243ZM13 149V148H12ZM212 150V149H211ZM246 150H247V147H246ZM2 153V152H0ZM246 156V157H245ZM5 157V156H4ZM223 157V156H222ZM2 158V156H1ZM196 158V157H195ZM208 158V157H207ZM234 158V157H233ZM213 159V158H211ZM223 159V158H222ZM230 159V158H229ZM4 160V159H3ZM2 161V163H4ZM6 160V159H5ZM207 160V159H206ZM232 160V159H231ZM205 161V160H204ZM212 161V160H211ZM214 161V160H213ZM207 162V161H205ZM202 161V164L204 163L205 165L207 163H205ZM54 163V162H52ZM200 163V162H199ZM215 163V162H214ZM18 164V163H17ZM29 164V163H28ZM50 164V163H49ZM245 164L248 166L247 167V170L245 168ZM250 164V165H249ZM22 165V163H21ZM54 165V164H53ZM51 165V166H53ZM146 165V164H145ZM209 166H211L209 163L207 164ZM214 165V164H213ZM55 166V165H54ZM58 166V165H56ZM117 166V165H116ZM113 163L110 162L109 165L105 164L103 165L100 170H99V173L98 175H94L93 178H91V180L89 182H82V183H78L76 186H69L67 191H64V189H62V191L60 190V188L58 189L56 187V189L54 188V191L53 192H46L45 190L42 189V185L40 184L41 183V180H38V182H35L33 185V188L30 190V192L25 193L23 190L26 188V186H29V185H26L28 182H29V179L31 180V176H29L28 178L26 179H22L23 177L21 176V180H18L17 179L19 178V176H17V179L14 178L16 180V183H17V186L16 188L14 189V191H12L11 193H14V195L12 194V197H15V198H12V200H9L11 198H8V199H0V247H15V245L19 242V244H26L24 246H30V245H33V243L35 242L34 241V237L36 236L37 233H39V230L40 229H44L46 230L48 233H59L58 237L53 241V243H59L62 239V237H64L65 235L63 234H68V232H74V233H79L80 234L82 233V237L84 238V242L86 241L88 245H92L93 243H96L94 242L93 240H91L89 238L88 235H86V232L85 231H93L96 233L97 236L104 238L106 239V237H104L106 234V232L109 231V229L111 228H115L116 226H119V225H124L127 223V221H124L123 218H121V214L123 213V208L128 204L129 200H130V195H129V191H128V188L127 186L123 185V181H126L127 180V175H129L128 173H123L119 167L117 166L116 167ZM216 166V165H215ZM223 166V165H222ZM230 166V165H229ZM233 166V167H234ZM30 167V166H29ZM199 167V166H198ZM204 166H202L203 168ZM208 167V166H207ZM204 168L205 171H207L208 169ZM226 167V166H225ZM250 167V169H249ZM33 168V167H32ZM58 168V167H57ZM70 168V167H69ZM147 168V167H146ZM177 169V167H175ZM211 169L215 168V167H210ZM232 168V167H231ZM245 168V169H244ZM27 169V168H26ZM73 169V168H72ZM204 169H202L204 171ZM216 169V168H215ZM233 169V168H232ZM22 170V168L20 169ZM24 170V169H23ZM30 170V169H29ZM74 170V169H73ZM187 170V169H186ZM210 170V169H209ZM248 172H246V171ZM13 171V170H12ZM34 171V170H33ZM72 171V170H71ZM200 171V170H199ZM212 170L208 171L211 173ZM215 171V170H214ZM228 171V169H227ZM230 171V170H229ZM228 171V172H229ZM22 172V171H21ZM20 172V173H21ZM31 172V171H30ZM213 172V171H212ZM33 173V172H32ZM45 173V172H44ZM60 173V171H59ZM202 173V172H201ZM245 173H248L247 176L245 175ZM43 174V173H42ZM191 174V173H190ZM200 174V172H199ZM212 176H214L215 174H217L216 172L214 173H211ZM211 174H203L206 175L205 177L208 176V178H213L212 176H210ZM214 174V175H213ZM21 175V174H20ZM27 175V174H26ZM36 175V174H34ZM68 175V174H67ZM196 175V174H195ZM194 175V176H195ZM232 175V174H231ZM12 176V175H11ZM25 176V175H24ZM33 176V175H32ZM201 176V179L202 177ZM218 176V175H217ZM31 177V178H30ZM127 177V178H126ZM196 177V176H195ZM200 177V176H199ZM205 177H203V188H204V182L206 181V179H204ZM215 177V176H214ZM12 178V177H10ZM58 178V177H57ZM235 178V179H234ZM13 179V180H14ZM33 179H34V176H33ZM66 179V178H65ZM126 179V180H125ZM199 178V180H201ZM208 180L210 181L209 183H211L212 180ZM216 179V178H215ZM213 179V182L214 180ZM10 180V179H9ZM11 180V181H13ZM57 180V179H56ZM221 180V179H220ZM27 183H26V182ZM33 181V180H32ZM31 181V182H32ZM59 181V180H58ZM172 181V180H171ZM216 181V180H215ZM10 182V181H9ZM14 182V181H13ZM19 182H23V185H26L24 186L25 188L22 189V185L19 184ZM30 182V183H31ZM186 182V181H185ZM207 182V181H206ZM211 183V184H215V183ZM228 182V181H227ZM12 183V182H11ZM10 183V184H11ZM33 183V182H32ZM62 183V182H61ZM70 183V182H69ZM178 183V182H177ZM209 183H207L209 185ZM217 183V181H216ZM175 184V183H174ZM197 184V183H196ZM199 184V182H198ZM205 185V187L208 185ZM15 185V184H14ZM12 185V186H14ZM179 185V184H178ZM199 185V186H200ZM216 185V184H215ZM221 185V184H220ZM22 186V187H21ZM218 186V185H217ZM217 186L215 188V190L217 189ZM223 186V185H222ZM226 187V185H224ZM229 186V185H227ZM2 187V186H1ZM76 188L77 189V192H78V204H76L74 202L73 199L70 198V191L72 190V188ZM220 187V186H219ZM218 187V188H219ZM203 188L201 190H203ZM27 189V188H26ZM75 189V190H76ZM167 189V188H166ZM175 189V188H174ZM185 189V188H184ZM222 189V188H221ZM224 189V190H226ZM231 189V190H230ZM48 190V189H47ZM189 190L187 189V192H189ZM196 190V189H195ZM206 190V189H205ZM236 190V191H235ZM51 191V190H50ZM151 191V190H150ZM197 191V190H196ZM218 191V193H222V191H220V189L216 190ZM220 191V192H219ZM235 191V192H234ZM180 192L177 191L175 192L176 194ZM187 192L183 191L182 192V195H180L179 197V194L178 197H175L173 198L174 200L176 199L178 202L172 204V205H175V204H179L181 201V204H179L180 206L181 205H186L188 202L185 201L184 199V196L185 194L183 195V193H186V196L188 195ZM234 192V195L232 197V194ZM196 193V195H195ZM220 193V194H221ZM194 194V195H192ZM207 194V193H206ZM236 194V195H235ZM72 195V194H71ZM158 196V195H157ZM183 196V197H181ZM185 196V198H186ZM193 196V198H192ZM214 196V195H213ZM215 196H217L216 192H215ZM214 196V197H215ZM223 196V194H222ZM206 197V196H205ZM208 197V196H207ZM218 197H219V194H218ZM235 197V198H234ZM181 198V199H180ZM189 198H187L189 200ZM213 198V197H212ZM61 199H63L61 201ZM160 199V198H159ZM180 199V200H179ZM184 199V204H182V200ZM174 200L172 201V203L174 202ZM196 200V201H197ZM207 200V199H206ZM213 200V199H212ZM227 200V199H226ZM194 201V200H193ZM195 201V202H196ZM197 201V202H198ZM202 201V202H201ZM219 201V200H218ZM222 201H223V197H222ZM41 202V203H40ZM190 202L192 203V201L189 200V203ZM193 202L192 204L194 205ZM196 202V204H197ZM225 203V202H223ZM8 205V206H7ZM79 205V206H77ZM158 205V204H157ZM191 205V204H190ZM201 205V204H200ZM12 206V207H11ZM176 206V205H175ZM178 206V205H177ZM189 206V205H188ZM187 206V207H188ZM197 208L199 206V204L196 205ZM202 207L206 208L204 205H201ZM226 206V204H225ZM8 207V208H6ZM72 207V208H71ZM183 207V206H182ZM186 207V206H185ZM194 207V206H193ZM215 207V208H214ZM224 207V206H223ZM71 208V209H70ZM127 208V207H126ZM196 208V207H194ZM204 208L202 210H204ZM181 209V208H179ZM186 209H189V208H186ZM220 209V208H219ZM222 209V208H221ZM220 209V210H221ZM125 210V208H124ZM197 210V209H195ZM198 210L200 211L201 208ZM197 210V211H198ZM208 209V211H210ZM219 210V211H220ZM225 210H226V207H225ZM207 211V210H206ZM191 213V214H188L189 217H192L193 214L196 215L195 213ZM205 212V211H204ZM108 213L110 215H113L112 218H114L112 221L113 223L110 221L111 218L110 216H106L108 215ZM165 213V212H164ZM200 214V217H202V219H200L199 217V214ZM186 214V213H184ZM202 214V215H201ZM205 214V213H204ZM219 214V215H218ZM192 215V216H191ZM227 217V219L225 218V216ZM194 217V216H193ZM192 217V218H193ZM224 217V218H223ZM187 218V217H186ZM229 218V220H228ZM187 219H190V218H187ZM223 219H226V220H223ZM104 220H108V222L104 221ZM185 220V219H183ZM141 220V217L137 216V217H134V219L131 221L132 223L134 222L135 224L139 223ZM179 221V220H178ZM188 221V220H187ZM190 222L191 219L189 220ZM205 223L204 225H202V223ZM224 221H227V222H230L231 223H228L229 225L225 223H223ZM169 222V221H168ZM189 222V223H190ZM112 223V224H110ZM181 223V222H180ZM187 223V222H186ZM214 223V225H213ZM134 224V225H135ZM178 224V223H177ZM227 225L228 229L225 228V225ZM231 224V225H230ZM174 225V224H173ZM185 226V227H186ZM200 226V227H199ZM230 226V227H229ZM180 228V227H179ZM183 228V227H182ZM181 230V231H182ZM79 231V232H78ZM180 231V232H181ZM63 234H60L62 233ZM91 232V233H93ZM139 232V231H138ZM177 234V231L175 232ZM105 234V235H104ZM193 234V235H192ZM101 235V236H100ZM104 235V236H103ZM57 236V235H56ZM69 236V235H68ZM88 236V237H87ZM178 237V236H177ZM196 237V238H194ZM66 238V237H64ZM76 239H78V237H74ZM82 238V240H83ZM67 239V238H66ZM75 239V240H76ZM126 239V238H125ZM8 241V242H11L7 245L8 242H5V241ZM46 240V239H45ZM79 240V239H78ZM122 240V239H121ZM186 242V243H189ZM5 242V243H4ZM78 242V241H77ZM85 242V243H86ZM141 242V241H140ZM4 243L5 246H3L2 244ZM183 243L181 245H183ZM185 243V244H186ZM192 243V242H191ZM30 244V245H29ZM77 245L79 244L76 243ZM101 244V243H100ZM174 244V243H173ZM20 245V246H22ZM80 245V244H79ZM180 245V247H181ZM51 246V245H50ZM56 246V245H55ZM59 246V245H58ZM93 246H96L95 244ZM190 247V245H188ZM192 246V244H191ZM19 247V246H18ZM35 247V246H34ZM138 247V246H137ZM185 247V246H183ZM186 247H187V244H186ZM188 247V248H189ZM210 251H208V248ZM80 248V247H79ZM82 248V247H81ZM90 249H93V251H91V254L89 255L88 253V257L89 259H86L87 263L88 264H127L124 259H122V262L121 261V257L115 255L114 256H110L108 257V253L105 254V249H100L98 247H89ZM109 248V247H108ZM107 248V250H108ZM112 248V247H111ZM139 248V247H138ZM192 248V247H190ZM44 249V248H43ZM137 249V248H136ZM182 249V248H181ZM40 250V249H39ZM111 250V249H110ZM140 250V249H137V251ZM196 249H194V251L192 252H195ZM212 250V251H211ZM37 251V250H36ZM45 251V250H43ZM61 251V250H60ZM109 251V250H108ZM106 251V252H108ZM136 251V252H137ZM197 251V250H196ZM19 252V251H18ZM46 252V251H45ZM53 252V251H52ZM64 252V251H63ZM104 254H102V253ZM183 251H181L182 253ZM211 252V253H210ZM14 253V252H13ZM43 253V252H42ZM65 253V252H64ZM99 253H101L104 257H102L101 259L99 258ZM138 253V252H137ZM143 253V252H142ZM141 251L139 252V254H142ZM198 253V254H197ZM4 254V253H3ZM7 254V252H6ZM38 254V252H37ZM46 254V253H45ZM116 254V253H115ZM192 254V253H191ZM2 255V254H1ZM39 255V254H38ZM71 255V254H70ZM79 255V254H78ZM81 255V254H80ZM119 255V254H118ZM76 256V254H75ZM75 256H71L72 260L69 259V264H72L74 263V257ZM81 256H84V254H82ZM80 256V257H81ZM121 256V255H120ZM143 257V255H141ZM181 256V255H180ZM3 257V256H2ZM1 257V258H2ZM28 257V256H27ZM38 257V256H37ZM79 257V256H78ZM101 257V255H100ZM5 258V257H4ZM2 258L4 261L6 259ZM45 258V257H44ZM62 258V257H60ZM145 258V257H144ZM78 258L75 259V261L77 260ZM81 258H79L80 260ZM82 258V260H84ZM175 259V258H174ZM180 259V258H179ZM57 260V259H56ZM61 260V259H60ZM66 260V259H65ZM2 261V264L3 262ZM16 261V260H15ZM55 261V260H54ZM63 261V260H62ZM62 261L58 262L62 264ZM81 261V260H80ZM79 261V262H80ZM85 261V260H84ZM99 261V262H98ZM180 261V260H179ZM185 261V260H184ZM65 262V261H64ZM82 262V261H81ZM177 262L176 260L174 261V263ZM181 262V261H180ZM178 262V263H180ZM183 262V260H182ZM181 262V263H182ZM56 263V262H55ZM85 264V262H83ZM83 263H74V264H83ZM184 263V262H183ZM182 263V264H183ZM7 264V262L5 263ZM48 264V263H47ZM65 264V263H64ZM177 264V263H175ZM191 264V263H190Z\"/></svg>",
    "mask_w": 264,
    "mask_h": 264
}]
</instances>
